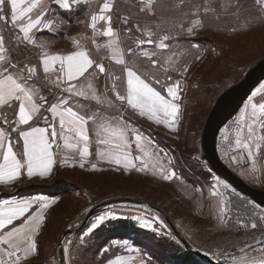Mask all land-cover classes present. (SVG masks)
Masks as SVG:
<instances>
[{"label": "rangeland", "instance_id": "1", "mask_svg": "<svg viewBox=\"0 0 264 264\" xmlns=\"http://www.w3.org/2000/svg\"><path fill=\"white\" fill-rule=\"evenodd\" d=\"M112 2L120 10L116 7L117 18L120 15L131 18L132 14L135 17L127 24L120 23L125 27H120L121 30L132 28L133 22L138 25L134 26L135 32L122 31L125 49L132 47L134 36L139 37L137 41L148 40L150 37L144 34L145 31L152 32L151 38L157 37L158 40L164 35L170 37L164 41L168 48H157L155 42L151 46L145 43L141 44L142 48L132 47L129 55L134 68L144 78L150 79L157 90L163 92L165 87L167 89L178 82L179 92L181 90L180 113L172 128L161 123L157 127H147L139 120L127 117L121 101L116 100L113 104L106 95L96 93L99 102L92 99L93 91L97 87L102 88L103 82L91 76L84 80L81 89L83 87L86 92V98L94 101L96 110L95 119L90 120L93 131L97 132L98 138L111 140L110 143H98L99 151H107L117 142L118 137L112 135L113 129L125 131L126 145L120 153L122 163L117 165L99 157L98 163H94L95 168L66 171L74 184L64 185L65 191L56 196V204L39 235L35 264H61L57 244L62 232L66 228H78L95 205L124 197L141 198L154 204L164 212L191 248L215 261L230 264V258L225 260L222 253L232 254V245L237 243L235 222L230 212L233 208L236 212L238 207L232 206L240 204V208H249L253 201L234 190L210 169L203 157L201 133L212 104L221 91L239 81L248 69L264 58V0H150L151 4L141 6L139 0ZM42 8L38 4L32 12ZM150 8L158 14V24L155 18L147 19L150 18L146 16ZM194 21H199V24L194 25ZM78 23L69 28L70 33H75L74 39L70 38L71 45L76 36L86 33L95 35L93 30L89 31L87 23ZM188 28L193 29L192 33L187 31ZM192 38L202 39L203 42L199 44ZM143 51L155 55L145 57L141 54ZM152 60L156 63L153 64ZM185 68L187 71H184ZM262 85L264 79L220 129L216 142L222 162L257 189H264V140L259 141V149H253L251 159L245 150L236 148L235 141L241 115H245V123L251 122L247 117V113L252 111L251 104L257 106L258 114L253 127L258 135L264 136V129L260 127L264 123V111L260 107L264 105ZM165 96L167 98V92ZM105 128L108 130L105 131ZM242 131L247 134L246 127ZM137 135L141 137L139 147ZM128 152L131 153L129 160L135 166L125 168L123 154ZM164 175H170L171 179H164ZM223 193L232 206L222 203ZM96 210L97 217L92 222L96 223L100 217L103 219L95 228L83 230L88 220L80 234L74 231L67 235L69 242L63 244L62 264H104L122 248L113 245L118 240H127L136 246L150 257V264H171L172 256L179 259L178 264H185L188 257L191 261L199 259L190 251L191 255L185 253L186 249L174 236L164 216L143 204L115 202ZM223 214L226 225L221 224ZM103 225H108L111 236L107 245L100 249L92 244L94 238L101 239L99 233L91 237L89 234ZM168 245H173L175 250H168ZM93 252L92 258L90 253ZM235 254L239 255L238 252Z\"/></svg>", "mask_w": 264, "mask_h": 264}, {"label": "snow or ice", "instance_id": "2", "mask_svg": "<svg viewBox=\"0 0 264 264\" xmlns=\"http://www.w3.org/2000/svg\"><path fill=\"white\" fill-rule=\"evenodd\" d=\"M23 0H0V22H3L4 26L11 24L12 29H18L22 33V40L29 43H33L32 38L29 33L37 24L40 23L39 18L33 20L27 18V14L31 13L34 8L38 6L40 0H32L27 7L21 8L20 3ZM10 6V16L8 12L5 11V5ZM63 6L68 7V0H63ZM113 5L107 0L102 5L100 9V14H93L91 17V24L89 25L94 33L96 32V22L97 20H107L110 21V16H105L104 13L110 11ZM27 18V23L22 22L23 19ZM124 22L127 24L128 20L125 18ZM194 25L199 24V21H194ZM187 31L192 33L193 29L188 28ZM145 35L151 37L153 35L150 31H145ZM103 35L108 37L109 40L106 47L112 51L115 56L119 52L118 38L117 34L111 27L110 23L107 28L103 31ZM170 37L167 35L161 36L158 41H156L157 48L165 49L168 45L164 42ZM95 42V41H93ZM139 44H152L154 41L149 38L148 40H139ZM98 47H100L98 45ZM4 40L0 37V61L5 60V55H3ZM132 52V49H128ZM145 57L154 56L155 53H149L148 51H143L141 53ZM171 60V57L168 58ZM59 62V73L57 77V86L59 87L61 83H66L67 86L63 89L64 92L70 93L74 96H86V92L81 89L77 90L76 84L73 81L84 77L86 73L93 67L98 68L99 72L104 73L105 68L102 64H95L92 59H90L89 54L85 50H77L68 55H49L44 54L42 58L43 71L49 73L52 66ZM118 64H124L125 61L120 58L116 61ZM155 64L156 61L152 60ZM167 63V61H166ZM0 71V105L13 106L15 103L19 104L18 111V124L28 125L29 121L33 119V115L40 111L42 104L35 102L38 93L34 88L29 87L28 81L31 80L32 76L36 73L35 66H25L23 69H17L15 64L9 63L8 67H3ZM15 69V72H10L9 69ZM27 71L28 75L23 73ZM187 71V68L184 69ZM124 72L127 77V95H120L116 92V85L113 84V91L116 92V98L124 102L133 109H139L140 115H147L150 120H155L156 123H163L169 128L174 127V123L180 113L179 104V84L167 87V97L161 94V91H157L155 87L152 86V82L148 78H142L137 71L133 70L131 67H125ZM159 83V80L156 81ZM91 87V84L88 85ZM264 89V85L261 86ZM256 93H253L255 96ZM92 99H96L99 102V98L96 96L95 92L92 93ZM41 101L44 97H39ZM70 101L65 99L63 96L60 97L58 103H54L48 109L52 113L53 120L59 117V129L57 132L56 125L53 122L49 124L48 128L51 129L49 139L48 128L40 127H30L28 130L20 131L18 128L13 129V131H19V136L23 139V162L17 159L16 154L13 151L11 144L5 145V133L0 131V153L3 156V162L0 163V183L8 184L9 182L17 180L21 174L22 170L26 169L27 175L29 177L40 175L44 176L48 174L54 164V156L51 148L56 140L63 139L65 141L66 148H76V143H68V136L65 133H74L75 137L78 138L77 143L83 142L84 146L79 149L80 157L83 159L89 155L88 143L89 136L87 132V122L89 120H94L93 116L80 115L78 112L74 111L72 107H69ZM256 105L251 104L252 111L247 113V117L251 120L250 123H245V115H241L239 121L237 122L240 126L239 130L236 132L235 146L238 149H243L247 152L248 158H252L254 155L253 149L260 148V140H264V136L257 134V129L253 127L257 121L254 119L258 114L256 111ZM261 110L264 111V105H261ZM163 114L161 118L160 114ZM47 122V120H46ZM243 127L247 128V134L245 135L242 131ZM264 129V123L260 125ZM108 129L105 128V131ZM112 135L118 137L117 142L107 151H98L97 155L102 159H108L114 161L115 164L119 165L122 163L121 150L126 145L125 131L121 129H113ZM141 137L136 136L137 146L139 147V141ZM98 143H110L108 140H100ZM145 155H148L145 153ZM139 159V157H137ZM124 167L128 168L132 165L129 160L128 153L123 154ZM83 167V163L80 165ZM145 167L147 165L145 164ZM95 168V165H93ZM140 170V169H137ZM164 179H171L170 175H164ZM39 201L33 200H21L15 202L4 201L0 203V229H4L6 225H12L13 221L18 217H23L25 213L28 212L29 208L33 203ZM49 202L41 203V209L47 208ZM223 212L224 210L221 209ZM44 217L37 212L24 222L23 225L19 227H13L11 230H6L4 234H0V264H27L29 257L37 252L36 242L33 239V234L38 230L39 222L42 221ZM100 217L96 223L92 225L95 228L97 224L102 220ZM264 222V217L261 218ZM227 221L221 216V224L226 225ZM239 224V221H237ZM244 228H248L249 225H242ZM251 229H256L257 224L255 222L251 223ZM243 243L242 247L235 248L233 246V253H222L225 260H229L230 264H264V239L255 238L251 242L238 241ZM261 245L260 247H253V245ZM239 253L236 255L235 253ZM4 257H8L7 260ZM109 264H120V258L116 261H110Z\"/></svg>", "mask_w": 264, "mask_h": 264}, {"label": "crops", "instance_id": "3", "mask_svg": "<svg viewBox=\"0 0 264 264\" xmlns=\"http://www.w3.org/2000/svg\"><path fill=\"white\" fill-rule=\"evenodd\" d=\"M107 1H115V0H107ZM122 1V0H120ZM133 1V0H130ZM135 2L137 0H134ZM109 2V3H110ZM139 6L149 5L151 4L150 0L143 2L139 0ZM29 0H23L20 3L21 8H25L29 4ZM104 0H68V7L63 6V0H40V5L43 6L42 9L39 11H34L27 14V18H31L33 20L39 18L40 23L36 25L35 28L31 30L29 33L30 37L32 38L33 43H29L27 41L22 40V33L19 32L18 29H12L11 24L8 26H4L3 22H0V37H3L4 40V53L5 60L0 61V66L8 67L9 63L15 64L17 69H23L25 66H35L36 73L32 76L31 80L28 81L29 87L34 88L38 93L35 102L38 104H42L40 111L33 115V119L29 121L28 125H21L18 124V111H19V104L15 103L13 106L9 107L6 105H0V131L5 133V145L7 146L9 143L11 144L14 153L17 156V159L23 162V139L19 136V131H13V129H19L20 131L28 130L30 127H40V128H48L49 124L53 122L56 125L57 132L60 131L59 129V117L53 120L52 113L48 111L52 104L58 103L61 96L65 99L70 101L69 107H72L74 111L78 112L76 109L78 108L80 102L79 100L83 101H92L91 98H86L85 96H74L70 93L64 92L63 89L67 86L66 83H61L60 86H57V77L60 75L59 69V62L52 66V69L49 73H45L43 71V64L42 58L44 54L49 55H68L77 50H85L88 54L90 59L94 61L95 64H102L105 68V72H99L98 68H91L88 73L85 74L84 77L79 78L72 83L76 84L77 90L81 89V86L85 84L84 80L88 76H91L92 79H97L103 82L102 88L97 87L95 90L96 94L106 95L109 99L110 103H116V92H119L120 95H127V77L124 72L125 67H131L133 70L137 71L136 68L131 64V56L129 55L128 49L124 48V42L122 40V31L126 33H130L131 31L135 32V24L133 22V27H129V29H120L125 28L121 26L120 23H124L125 18L128 20H132L134 14H132L131 18L128 16L120 15V18H117L115 12L117 9L119 10L118 6H115L113 2L112 9L106 13L105 16H110V21L107 20H97L96 22V32L95 35L91 33L82 34L80 36H76L75 40L72 41V45L70 43V38L74 39L75 33H70L69 28L72 26H77L79 21L82 23H87L89 31L93 30L89 25L91 24V17L93 14L99 15L100 9L104 4ZM125 3V2H124ZM117 7V9H116ZM142 10V8H140ZM5 11L8 12L10 16V6L5 5ZM120 11V10H119ZM153 10L152 8L149 9V12L146 14L150 18L148 20H152L153 17ZM3 14V13H0ZM143 15V14H141ZM27 18L23 19L24 23H27ZM152 18V19H151ZM120 20V21H119ZM156 20V19H155ZM158 24L157 20L155 21ZM69 23L70 25H68ZM109 23L115 33L117 34L118 38V47L119 52L115 56L112 54V51L106 47H103L107 44L109 38L103 35V31L105 28L109 26ZM122 24V25H124ZM158 27V26H157ZM94 32V31H93ZM140 33V30H138ZM9 37V41L8 38ZM139 37L134 36L132 39V47L133 48H142L143 45L136 44L138 43L137 39ZM151 38V37H150ZM152 40H158L157 37L151 38ZM95 41V42H93ZM131 41V40H130ZM156 42V41H154ZM98 45L100 47H98ZM150 45V44H149ZM152 45V44H151ZM150 45V46H151ZM8 47L11 49H20L23 48L29 52V56L21 59L15 52L13 55H9ZM132 47L130 49H132ZM122 58L125 63L118 64L116 61ZM93 69V70H92ZM94 69H97L96 72ZM2 71V68H0ZM10 72H15V69H9ZM138 74H140L137 71ZM25 76L28 75L27 71L23 73ZM141 75V74H140ZM142 78H144L141 75ZM39 80L42 83V87L39 88L37 85L33 84V81ZM107 83V84H106ZM116 84V92L113 91L112 84ZM153 87H155L152 84ZM156 88V87H155ZM83 89V87H82ZM157 89V88H156ZM164 89V88H163ZM160 91V90H157ZM181 92V90H180ZM179 92V93H180ZM161 94L165 96L166 94V87L161 91ZM44 97V100L41 101L39 97ZM168 98V97H167ZM119 101V100H118ZM179 102V101H178ZM124 106V110L126 111L127 117L131 120H139L141 124H145L147 127H157L160 123H156L155 120H150L148 116L140 115L139 109H133L125 100L121 102ZM123 112V110H122ZM79 113V112H78ZM80 114V113H79ZM81 115V114H80ZM161 118H163V114L161 113ZM47 120V122H46ZM92 122L89 120L87 122L86 128L89 136V143H88V150L89 155L84 157L83 159L80 157L79 149L84 146L83 142L77 143L78 138L75 137L74 133H65L68 136V143H76V148H66L65 141L63 139H57L56 142L53 144L51 151L53 152L54 156V164L52 166L51 171L44 175H35L29 177L27 175L26 169L22 170L21 176L8 184L0 183V203L4 201L15 202L21 200H37L39 202L33 203L29 208L28 212L25 213L23 217H18L16 220L13 221L12 225H6L4 229H0V234H4L6 230H11L13 227H19L24 224V222L28 219L29 216L40 212V214L44 217L42 221L39 222L38 230L33 234V239L36 242L37 252L29 257L27 264H35L36 259L38 256V241L39 235L42 231L47 217L52 211L54 205L56 204V200L58 197L56 196H49L47 194L42 193H23L20 194V190L29 186V184L34 182H45L50 183L60 171H72L75 170H88L94 165V163H98L99 156L97 152L99 151V147L97 146L98 141L102 140L98 138L97 132L93 131V127L91 126ZM163 123H161L162 125ZM49 131V139L51 129L48 128ZM130 135H134V133H130ZM111 142L110 138H106ZM3 162L2 153H0V163ZM81 163H83V167H81ZM108 163V162H107ZM60 176V174H59ZM51 202L48 203V207L41 209V203L44 202ZM98 213V212H96ZM94 213L91 215L86 222L88 221L87 226L83 229L84 231H88L92 225L94 224L93 219L97 217V214ZM82 229V228H81ZM81 229H79L76 233L80 234ZM82 230V231H83ZM113 245L120 246L119 252L112 254L104 264H109L110 261H116L117 258H120V264H150V257L147 256L145 253L140 251L136 246L131 245L130 242L127 240H118L114 242ZM5 260L8 257H4ZM152 264V262H151Z\"/></svg>", "mask_w": 264, "mask_h": 264}, {"label": "water", "instance_id": "4", "mask_svg": "<svg viewBox=\"0 0 264 264\" xmlns=\"http://www.w3.org/2000/svg\"><path fill=\"white\" fill-rule=\"evenodd\" d=\"M264 79V58L258 60L250 69L246 71L244 76L236 83L225 88L214 100L212 107L205 119V123L201 133V149L203 157L207 162L210 169L226 183H228L234 190L245 195L257 205L264 207V189H257L247 184L233 171H231L220 159L216 147L217 136L220 129L225 123L232 118L240 109L244 100L248 97L251 91ZM115 202H130L143 204L154 211H157L164 216L167 224L174 233V236L183 245V247L193 253L196 257L206 262V264H218L213 259L205 254L193 249L181 237L175 226L169 221L164 212L154 204L141 199V198H113L105 202H101L92 207L87 214L81 225L76 229L66 228L59 237L57 244V253L62 264L64 261L63 242L67 235L74 231L81 229L86 220L94 214L95 210L99 207L106 206Z\"/></svg>", "mask_w": 264, "mask_h": 264}, {"label": "trees", "instance_id": "5", "mask_svg": "<svg viewBox=\"0 0 264 264\" xmlns=\"http://www.w3.org/2000/svg\"><path fill=\"white\" fill-rule=\"evenodd\" d=\"M147 16V15H146ZM153 18L157 19L158 14L154 11ZM9 41V37L7 38ZM192 41L194 42H198L199 44L201 42H203L202 39H193ZM8 51H9V55L11 56V54L13 55V52H15L21 59H24L25 57L29 56V52L23 48L20 49H11V47H8ZM33 84L37 85L39 88L42 87V83L39 80H35L33 81ZM155 86V85H154ZM156 87V86H155ZM157 88V87H156ZM80 104L78 106V108L76 109L81 115L84 116H93L96 112L95 110V105L92 101H83V100H79ZM83 107V109H82ZM60 174V176H59ZM58 174V176H56L50 183H45V182H34L29 184L28 187L21 189L19 192L20 194L23 193H42V194H47L49 196H59L60 194H62L65 191V186H67V184H74L72 180H69V173L66 171H60V173ZM71 175V174H70ZM97 211V210H96ZM95 211V212H96ZM106 225V224H105ZM105 225L103 226H99L96 229H94L89 236H94L95 234L98 235L101 239L96 240L95 238L93 239V243L94 245H97L98 247H100V249L102 247H105L107 245V241L111 236V230L108 227V225L105 227ZM106 234L108 235V237L106 236ZM113 235V234H112ZM164 247V246H163ZM166 248L168 250H172L174 251L175 248L173 245H168L166 246ZM185 253H190L187 250L185 251ZM91 257L93 258L94 252L90 253ZM169 256H171L170 254H167ZM191 255V253H190ZM178 258L177 257H173L172 256V263L171 264H178ZM92 261L94 262V260L92 259ZM185 264H206V262L199 260V259H195L193 261L189 260V257L185 259ZM167 264H170L168 262H166Z\"/></svg>", "mask_w": 264, "mask_h": 264}, {"label": "built area", "instance_id": "6", "mask_svg": "<svg viewBox=\"0 0 264 264\" xmlns=\"http://www.w3.org/2000/svg\"><path fill=\"white\" fill-rule=\"evenodd\" d=\"M131 153L128 152V157L130 156ZM223 204H227L230 201H226V197L225 194L223 193ZM250 206L249 208H240V204H236L234 206H232V204H228L232 207H238V210L236 212H234V208L231 210V214H232V219L235 222V226H234V230L236 231V237H237V243L235 244L237 248L240 247V243L238 241H247L250 242L255 238H259V239H264V222H262L261 218L264 217V207H261L259 205H257L255 202H250ZM240 209L242 211V213L240 214ZM225 210H228V208H225ZM222 216H225V214H223ZM237 221H239V224H237ZM255 222L257 224V228L254 229V232L250 233L251 230V223ZM249 225V227L246 229L244 228L242 225ZM240 238H242V240H240ZM69 239L66 237L63 244H68ZM235 245H232L235 246ZM261 245H256L254 244L253 247H260ZM222 250V249H221ZM215 261V260H214ZM218 264H224V263H220V260L216 261Z\"/></svg>", "mask_w": 264, "mask_h": 264}]
</instances>
